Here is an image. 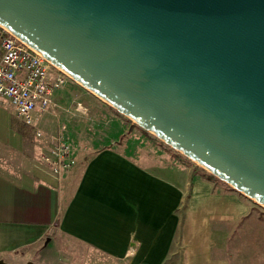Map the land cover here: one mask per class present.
<instances>
[{
  "label": "water",
  "instance_id": "95a60500",
  "mask_svg": "<svg viewBox=\"0 0 264 264\" xmlns=\"http://www.w3.org/2000/svg\"><path fill=\"white\" fill-rule=\"evenodd\" d=\"M0 25L264 205V0H0Z\"/></svg>",
  "mask_w": 264,
  "mask_h": 264
},
{
  "label": "crops",
  "instance_id": "0c3cea01",
  "mask_svg": "<svg viewBox=\"0 0 264 264\" xmlns=\"http://www.w3.org/2000/svg\"><path fill=\"white\" fill-rule=\"evenodd\" d=\"M54 99L77 158L76 165L59 177L43 163L48 173L30 161L26 131L32 128L0 98L1 260L54 264L46 260L52 258L45 254L46 246L64 237L95 250L111 264H222L210 254L208 219L213 218L217 230H228L230 239L242 219L246 225L255 222L254 204L239 191L189 172L183 177L181 170L167 167L163 157L158 162L142 141L122 138L123 120L80 85L65 80ZM36 123L44 132L51 130L45 133L57 126L50 113L38 114ZM45 148L44 142L40 153ZM184 199L182 223L178 209ZM179 228L180 249L174 251ZM69 252V257H76Z\"/></svg>",
  "mask_w": 264,
  "mask_h": 264
},
{
  "label": "rangeland",
  "instance_id": "374dc122",
  "mask_svg": "<svg viewBox=\"0 0 264 264\" xmlns=\"http://www.w3.org/2000/svg\"><path fill=\"white\" fill-rule=\"evenodd\" d=\"M68 80L83 87L72 77L68 78ZM83 88L85 89V91H88L89 94L93 95L99 103L105 105L109 112L123 120L126 126V132L122 138H126V136H129L133 137L135 140L142 141L141 145L144 146L145 149H150L151 152L156 155V157L158 156V158H155L158 162H163V160H165L164 162L167 167H170L173 172L181 170L183 172V177L185 173L189 172V175L191 176H199L212 181L215 186L221 185L234 189L227 183L218 179L205 167H203L190 157L186 156L178 149L167 144L165 141L142 127L134 120L128 118L125 114L118 111L108 102L98 97L85 87ZM48 131L51 130L46 129L45 132ZM45 132L43 131L41 138H36L32 130L26 131L28 142L32 144H29L30 161H32L33 164L37 166V168L42 169L43 173L45 171L47 172V169L40 160V149L44 145L45 137L48 134ZM160 157H163L164 159H159ZM173 176L175 177L174 173ZM189 186L190 183L188 187ZM246 197L254 204L251 210V217H253L252 219L255 222L253 223V225L252 222L249 225H246V221L242 219V221H240L237 225V234L232 235L233 238L230 239V232L228 230H217L214 226V223H212L213 218L208 219V247L210 248V254L213 259L221 260L223 262L222 264H264V258H262V256L260 255L262 237L258 232L259 227L261 228V220H264V205L258 203L249 196ZM178 213L183 219L184 209H178ZM245 227L247 229V232H245ZM181 229L179 232V239L182 236ZM246 233H251V235H249V237L245 236ZM178 244L179 242L176 245V251L180 249L178 247ZM246 247L247 249H249L250 247V250L246 251ZM70 250H73L74 253H76V257H74V255L72 258L71 256L69 257ZM46 253L52 256V258H46V260L52 259V261H54V264H111L110 259L100 256V254L95 250H92L91 248H88L83 244L64 237L61 238L60 242H57V244L55 243V245L51 246V244L48 243V245L46 246L45 254ZM246 253L248 254V256L246 255ZM113 264H116V262H113Z\"/></svg>",
  "mask_w": 264,
  "mask_h": 264
},
{
  "label": "built area",
  "instance_id": "2783aa9c",
  "mask_svg": "<svg viewBox=\"0 0 264 264\" xmlns=\"http://www.w3.org/2000/svg\"><path fill=\"white\" fill-rule=\"evenodd\" d=\"M71 78L39 51L0 25V98L11 106L14 116L41 138L37 115L50 113L57 120L56 130L45 137L41 162L56 177L77 163L76 146L67 138V123L60 120L54 92Z\"/></svg>",
  "mask_w": 264,
  "mask_h": 264
},
{
  "label": "trees",
  "instance_id": "16d2710c",
  "mask_svg": "<svg viewBox=\"0 0 264 264\" xmlns=\"http://www.w3.org/2000/svg\"><path fill=\"white\" fill-rule=\"evenodd\" d=\"M185 207H186V200H184V201L182 202V205H181L180 208L185 209ZM182 220H183V219L181 218V222H182ZM180 226H181V224H180ZM180 229H181V228H179V230H178V232H177V235H176V237H175V241H174V245H173V249H174V251H175V248H176L177 243L179 242V232H180Z\"/></svg>",
  "mask_w": 264,
  "mask_h": 264
},
{
  "label": "bare ground",
  "instance_id": "6f19581e",
  "mask_svg": "<svg viewBox=\"0 0 264 264\" xmlns=\"http://www.w3.org/2000/svg\"><path fill=\"white\" fill-rule=\"evenodd\" d=\"M75 80V79H74Z\"/></svg>",
  "mask_w": 264,
  "mask_h": 264
}]
</instances>
